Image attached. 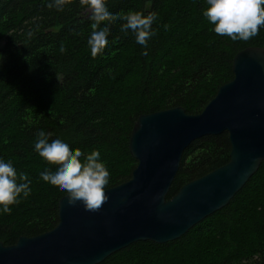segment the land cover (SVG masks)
<instances>
[{"label": "trees", "instance_id": "16d2710c", "mask_svg": "<svg viewBox=\"0 0 264 264\" xmlns=\"http://www.w3.org/2000/svg\"><path fill=\"white\" fill-rule=\"evenodd\" d=\"M49 2L0 0V159L31 181L27 198L21 196L10 214L0 211L4 245L58 222L57 204L66 193L41 179L56 166L35 151L39 131L85 155L98 150L110 172L106 189L117 186L136 166L129 137L139 115L177 106L200 113L233 78L234 55L264 47V28L247 42L216 35L203 15L206 0H106L114 14L155 12L154 35L144 48L117 20L108 45L93 57L89 10L79 0L63 11L48 8ZM229 152L227 132L192 141L167 198L226 164ZM99 264H264V161L225 207L180 238L139 241Z\"/></svg>", "mask_w": 264, "mask_h": 264}, {"label": "water", "instance_id": "95a60500", "mask_svg": "<svg viewBox=\"0 0 264 264\" xmlns=\"http://www.w3.org/2000/svg\"><path fill=\"white\" fill-rule=\"evenodd\" d=\"M233 78L198 114L177 106L141 114L133 124L131 176L105 189L99 211L58 201V222L49 231L0 241V264H99L139 241L164 244L225 207L264 161V47L238 51ZM227 132L226 164L167 194L184 150L205 135Z\"/></svg>", "mask_w": 264, "mask_h": 264}, {"label": "clouds", "instance_id": "9594fccd", "mask_svg": "<svg viewBox=\"0 0 264 264\" xmlns=\"http://www.w3.org/2000/svg\"><path fill=\"white\" fill-rule=\"evenodd\" d=\"M70 3L72 0H51L47 7L63 11L64 6ZM79 3L91 14V34L87 43L93 57L108 45L109 26L117 20L123 21L121 32L131 30L136 42L147 48L148 40L154 35L152 24L157 18L155 12L147 15L140 11L114 14L109 11L106 0H79ZM206 3L203 15L214 26L213 31L218 36L247 42L264 28V0H206ZM60 50L63 52L64 48ZM34 147L41 158L56 166L54 172H42L41 179L66 193L69 206L79 202L86 211L96 212L108 201L105 189L110 172L101 161L98 150L85 155L60 139L49 142L48 134L43 130L37 133ZM30 183L26 173L18 175L10 162L0 159V211L10 214L11 206L18 204L21 196L27 198L30 195Z\"/></svg>", "mask_w": 264, "mask_h": 264}]
</instances>
